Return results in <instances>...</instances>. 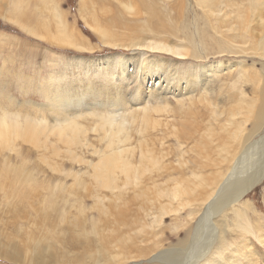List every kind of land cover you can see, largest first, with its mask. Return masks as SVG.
Here are the masks:
<instances>
[{
    "label": "bare ground",
    "instance_id": "bare-ground-1",
    "mask_svg": "<svg viewBox=\"0 0 264 264\" xmlns=\"http://www.w3.org/2000/svg\"><path fill=\"white\" fill-rule=\"evenodd\" d=\"M163 1L78 0L75 19L92 29L99 45L68 25L67 14L58 9L59 0H17L11 7L4 20L36 40L72 47L79 54L119 48L137 53L135 58L117 54L110 56L111 61L98 62L94 67H104L94 75L81 63L83 71L76 67L85 72L80 79L75 77L73 82L70 77V82L42 89L43 98L51 103L47 108L53 113L49 117L52 125L42 117L37 122L21 113L8 115L0 106L2 199L14 197L24 202L27 192L44 183L48 187V182L42 184L29 167V157L37 153L44 168L63 173L61 178L52 177L56 184L49 186L51 194L59 191L67 195L57 227L65 221L62 215L66 208L78 201L74 189L84 188L86 181L94 184L97 202H115L113 213L108 208L107 212L104 207L99 209L105 215L100 232L109 238V247L102 245L98 253L100 256L105 251L104 260L109 257L105 264H134L127 244L132 233L143 232L141 225H134L153 223L157 232H163L165 217L171 215L180 219L175 222L183 227L180 238L166 250L156 247L152 255L144 243L146 247L137 248L140 258L146 259L140 264H258L250 254L251 246L255 247L250 239L264 246V210L253 194L264 183V0H173L162 10ZM130 12L134 19L126 17ZM30 18L35 25H30ZM139 50L159 55L165 63L154 60L148 65ZM209 56L241 59L235 63V72L224 64L227 73L217 76L222 85L219 91L214 82L207 84L208 94L198 101H178L175 109L164 98L153 107L148 102H142L141 108L120 103L141 101L147 92L142 87L146 77L173 85L184 82L187 92H195L203 86L200 77L183 68L179 71L178 60L209 62ZM131 67L134 80L139 77L133 90L125 79ZM215 68V72H222L218 64ZM84 82L86 87H82ZM72 96L76 103L114 98L125 113L119 115V109H113L111 118L97 108L95 115L93 110L70 113L68 109L75 106ZM59 109L64 111L58 113ZM161 128L162 135L154 136ZM91 133L97 135L95 142L90 141ZM169 138L174 146L166 145ZM75 166H83L79 168L84 171L72 172ZM67 178H71L70 185L65 184ZM102 189L114 197H101ZM120 204L125 210L119 209ZM133 206H138L135 213ZM204 220L209 222L208 229L200 238ZM63 243L79 252L75 264H86L83 257L88 245L70 240ZM254 247L252 250L257 249ZM188 254L191 257L186 263ZM94 257L96 254L91 255Z\"/></svg>",
    "mask_w": 264,
    "mask_h": 264
},
{
    "label": "rangeland",
    "instance_id": "rangeland-1",
    "mask_svg": "<svg viewBox=\"0 0 264 264\" xmlns=\"http://www.w3.org/2000/svg\"><path fill=\"white\" fill-rule=\"evenodd\" d=\"M172 1L173 0H164L161 3L163 4L162 10L167 9L168 4ZM189 2L191 1L189 0ZM16 3L17 0H0V106L8 115L21 113L28 117V119L35 118L37 122L40 121L39 117H42L43 121H48L49 125H52L53 122H49V117L51 118L53 113H50V108H47L51 103L43 98V94L41 93L42 89H47L50 87V84L54 86L64 81L70 82V77H72V81L75 77L80 79V75H84L85 72H78L76 67H81V63L87 65V68H91V73L94 75L100 72L104 67V65L101 66V64L98 68L94 67L98 65V62L101 63L104 60H107V62L108 60L111 61L112 58H110V56H117V54V57L121 56V58L124 57V59H129V57H134L135 53H137V50L123 52V49L119 48L110 49L109 51L106 49H96L94 54H79L76 53L72 47L36 40L29 34L23 33L16 24L4 20V17H8L11 7ZM58 6L61 12L67 14L68 19L66 22L70 27L79 29L85 37H90L93 44L99 45L97 35L93 33L92 29L84 24L83 20H80L78 17L75 19L78 9V0H59ZM196 12H199V10L196 9ZM126 17L128 19H134L135 15L133 12H130ZM182 22L183 19L180 21V25ZM29 23L32 26L35 25L31 18L29 19ZM52 34L54 35L55 33L53 32ZM75 34L78 37L80 36L79 33L75 32ZM170 40L179 45L183 44V41L174 38H170ZM141 53L144 54L143 59L148 65H152L154 60H160L161 63L162 61L165 63V60L159 57V55H157V57L156 55H151L149 52L147 53V51H140V54ZM211 57L212 56H209L207 59ZM225 59L212 57L209 59V62L193 58L178 60V62H181L180 65H178L179 68L177 67L179 71L183 68L182 70L191 71L197 77H200L203 86L197 87L195 92H187L184 89V82L173 85L163 80L159 83L155 78L152 80L150 77H146L142 87L147 92L141 97V101L132 100L129 103H124L112 98L97 99L94 101L84 100L80 103H76L73 101L75 96H72L71 104H75V106L68 110H70V113H85L93 110V115H95L97 112L95 108H97L104 116L111 118L113 109H119V115L125 113L123 107L119 108V106H121L119 102L132 106L133 108H141L143 107L141 106L142 102H148L147 104L150 106H157L159 99L162 98L166 99L165 101L169 107L175 109L178 108V101L185 100V103H189V99L198 101L203 95L208 94V85L211 86L213 82L214 88H217L216 92L219 91L222 85H220L221 82H218L217 76L227 73L224 64L230 67L229 69H233L232 71L230 70L231 72H235V63L237 64L241 61L237 56L226 57ZM166 61L169 60L166 59ZM217 64L220 66V69H222L220 74L215 72L217 69L215 66H217ZM66 66L67 68L64 69ZM131 70L132 67L128 70V73H131ZM157 70L159 71V69ZM178 70H175L176 75H178ZM81 71H83V67H81ZM128 75L129 77H125V79L129 80L126 84L127 86L131 85V89L132 86L136 84L139 77L137 80L136 78L134 80V72ZM82 87H86L85 82L82 84ZM10 102L12 104H10ZM81 103H84L85 106L80 107ZM79 108L82 110H79ZM30 111L35 114L30 115ZM61 111L64 110L59 109L57 112L59 113ZM1 114L2 111L0 110V115ZM76 115H78V113ZM157 120L164 122L163 119ZM168 121L170 122L171 119H168ZM162 129L163 128L158 129L157 132L154 133V136L160 137L162 135ZM136 136L138 137V134L135 135V138ZM96 137L97 135L95 133L89 135L91 142H95ZM166 141V145H175L170 138ZM22 145L28 146L27 144ZM21 152L23 153L24 150L22 149ZM88 153H91V149L88 150ZM10 155L14 156L13 153H10ZM86 156L89 157V154ZM32 157L33 158L29 157V167L33 168V173L42 184L48 182V187L46 188L44 186L46 183H44V185L36 188L33 192H27L28 200L24 202H19L15 200L14 197H11L10 200L7 201L3 200L4 196L0 193V264H75L79 252L75 250L71 251L70 244L63 243L64 240L81 241L88 245L85 253L86 255L83 257L86 264H105L109 257L106 256L104 260L102 255L105 254V251H102L100 256L98 253L102 245L109 247V238H104L103 234L100 232L101 226L105 223V215L101 214L99 209L104 207L107 212L108 208L110 213H113L115 202L105 199L102 202H97L93 198L96 194L94 184L91 185L90 181H86V186L84 188L76 187L74 189L78 201L72 202V205L66 208V212L62 215L65 221L61 222L60 226L57 227V216L65 209L63 202L67 195L59 191H55L51 194L49 186L56 184V182L52 180V177L61 178L63 173L57 172L58 170L51 173L44 168V166L39 163L37 153L32 155ZM32 165L35 166L32 167ZM79 167L83 168V166ZM79 167L75 166L72 172H83L84 169H80ZM68 168L69 166L66 163L65 169ZM63 181L64 180H62V182ZM71 182V178L65 180L66 185H70ZM258 186L259 187L253 194L256 193V201H258L261 207L260 209L264 210V183H260ZM115 192L116 191H114V194ZM100 196L109 198L111 193L107 189H102ZM111 197H114V195ZM137 208L138 206L131 207L132 212L135 213ZM119 209L125 210L121 204L119 205ZM165 218V223H163L162 226L163 232H157L158 230L154 229L155 224L153 223L150 224V226H146L142 222L134 225V227L140 225L143 227V232L138 233L135 231V233H132V241L127 244L129 257L132 258L134 264H140L146 261V259L140 258L141 253L140 250L137 249L139 247H146L144 243L149 245L150 249H148L151 255L154 253L156 247L161 251L162 249L166 250L169 246L176 244L177 239L180 238V230L183 229L181 225L175 223L176 220L180 221V219H175L177 216L174 215ZM261 218L264 219V212L261 214ZM109 219H111V217ZM208 223V220L203 221V228L199 233L200 238L206 235ZM176 227L178 231L175 232ZM156 233H158V237L154 238ZM250 243L251 245H255V247L253 246L255 249L257 248L256 250H252L253 247L251 246L250 251V254L252 255L253 253L254 255L252 257L255 259V262L264 264V246H260L252 239H250ZM235 244L236 242L230 244L226 248V252ZM93 254H96V257L91 258ZM190 257L191 254L186 256V263ZM246 260H249V257ZM239 264L242 263L239 262Z\"/></svg>",
    "mask_w": 264,
    "mask_h": 264
}]
</instances>
